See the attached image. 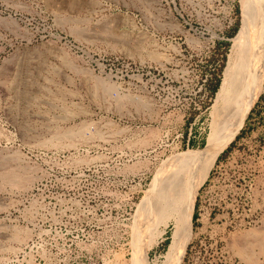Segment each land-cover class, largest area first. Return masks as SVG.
Returning <instances> with one entry per match:
<instances>
[{"label": "rangeland", "instance_id": "1", "mask_svg": "<svg viewBox=\"0 0 264 264\" xmlns=\"http://www.w3.org/2000/svg\"><path fill=\"white\" fill-rule=\"evenodd\" d=\"M242 2L0 0V264H141L156 189L207 145ZM253 75L182 264H264V49Z\"/></svg>", "mask_w": 264, "mask_h": 264}, {"label": "bare ground", "instance_id": "2", "mask_svg": "<svg viewBox=\"0 0 264 264\" xmlns=\"http://www.w3.org/2000/svg\"><path fill=\"white\" fill-rule=\"evenodd\" d=\"M169 16L172 18V13ZM263 49L264 0H243L241 25L232 38L222 82L212 106L213 123L207 145L200 158L179 168L156 189L141 222V264H147L148 251L157 245L170 223L174 228L164 264H182L199 189L255 102L257 80L253 74Z\"/></svg>", "mask_w": 264, "mask_h": 264}, {"label": "trees", "instance_id": "3", "mask_svg": "<svg viewBox=\"0 0 264 264\" xmlns=\"http://www.w3.org/2000/svg\"><path fill=\"white\" fill-rule=\"evenodd\" d=\"M217 90H218V86H215L214 89H213V93H216ZM191 146H195V143H191ZM193 218H194V220H196L197 213L194 214ZM167 245H168V243H167Z\"/></svg>", "mask_w": 264, "mask_h": 264}, {"label": "crops", "instance_id": "4", "mask_svg": "<svg viewBox=\"0 0 264 264\" xmlns=\"http://www.w3.org/2000/svg\"><path fill=\"white\" fill-rule=\"evenodd\" d=\"M196 141L195 140H189V145H191V143H195Z\"/></svg>", "mask_w": 264, "mask_h": 264}]
</instances>
